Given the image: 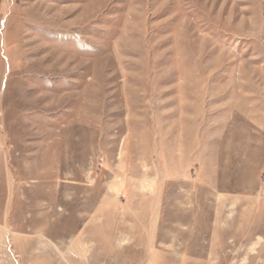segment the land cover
<instances>
[{
  "label": "rangeland",
  "instance_id": "obj_1",
  "mask_svg": "<svg viewBox=\"0 0 264 264\" xmlns=\"http://www.w3.org/2000/svg\"><path fill=\"white\" fill-rule=\"evenodd\" d=\"M0 264H264V0H0Z\"/></svg>",
  "mask_w": 264,
  "mask_h": 264
}]
</instances>
